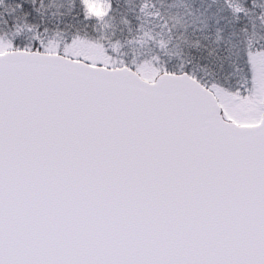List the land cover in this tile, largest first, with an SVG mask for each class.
Listing matches in <instances>:
<instances>
[{"label":"snow or ice","instance_id":"obj_1","mask_svg":"<svg viewBox=\"0 0 264 264\" xmlns=\"http://www.w3.org/2000/svg\"><path fill=\"white\" fill-rule=\"evenodd\" d=\"M0 264H264V0H0Z\"/></svg>","mask_w":264,"mask_h":264}]
</instances>
